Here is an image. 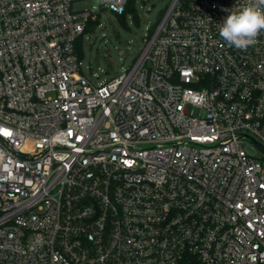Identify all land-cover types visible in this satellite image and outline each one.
<instances>
[{
	"label": "built area",
	"instance_id": "2783aa9c",
	"mask_svg": "<svg viewBox=\"0 0 264 264\" xmlns=\"http://www.w3.org/2000/svg\"><path fill=\"white\" fill-rule=\"evenodd\" d=\"M74 1L0 0V264H264V32L219 36L245 0H172L104 83Z\"/></svg>",
	"mask_w": 264,
	"mask_h": 264
},
{
	"label": "rangeland",
	"instance_id": "374dc122",
	"mask_svg": "<svg viewBox=\"0 0 264 264\" xmlns=\"http://www.w3.org/2000/svg\"><path fill=\"white\" fill-rule=\"evenodd\" d=\"M172 0H133V11L119 16L100 0H76L77 9L97 8L100 23L83 36V73L94 83H104L129 68L145 46V37L157 13ZM248 152L261 151L246 142Z\"/></svg>",
	"mask_w": 264,
	"mask_h": 264
},
{
	"label": "clouds",
	"instance_id": "9594fccd",
	"mask_svg": "<svg viewBox=\"0 0 264 264\" xmlns=\"http://www.w3.org/2000/svg\"><path fill=\"white\" fill-rule=\"evenodd\" d=\"M264 32V0H245L235 7L219 27V36L229 47L247 50Z\"/></svg>",
	"mask_w": 264,
	"mask_h": 264
},
{
	"label": "trees",
	"instance_id": "16d2710c",
	"mask_svg": "<svg viewBox=\"0 0 264 264\" xmlns=\"http://www.w3.org/2000/svg\"><path fill=\"white\" fill-rule=\"evenodd\" d=\"M129 11H133V0H128L125 10L122 13H117L119 16L121 17H125V14ZM100 23L99 21V17L96 15L95 18H90L87 22L86 28L84 30V32L79 36L77 43H76V51L80 57V59H82L83 57V36L85 33L92 31L96 25H98Z\"/></svg>",
	"mask_w": 264,
	"mask_h": 264
},
{
	"label": "water",
	"instance_id": "95a60500",
	"mask_svg": "<svg viewBox=\"0 0 264 264\" xmlns=\"http://www.w3.org/2000/svg\"><path fill=\"white\" fill-rule=\"evenodd\" d=\"M161 14H162V11L160 10L158 13H157V16L155 18V20L153 21L151 27H154L156 25V23L158 22V20L160 19L161 17ZM256 144L258 146V149L264 154V146L259 143L258 141H256Z\"/></svg>",
	"mask_w": 264,
	"mask_h": 264
}]
</instances>
